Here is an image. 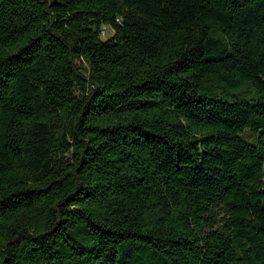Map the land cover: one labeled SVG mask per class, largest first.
Masks as SVG:
<instances>
[{"label": "trees", "instance_id": "trees-1", "mask_svg": "<svg viewBox=\"0 0 264 264\" xmlns=\"http://www.w3.org/2000/svg\"><path fill=\"white\" fill-rule=\"evenodd\" d=\"M0 264H264V0H0Z\"/></svg>", "mask_w": 264, "mask_h": 264}, {"label": "rangeland", "instance_id": "rangeland-1", "mask_svg": "<svg viewBox=\"0 0 264 264\" xmlns=\"http://www.w3.org/2000/svg\"><path fill=\"white\" fill-rule=\"evenodd\" d=\"M112 31L108 30L107 28L103 29V34H102V38L105 40L107 38H109L112 35Z\"/></svg>", "mask_w": 264, "mask_h": 264}]
</instances>
